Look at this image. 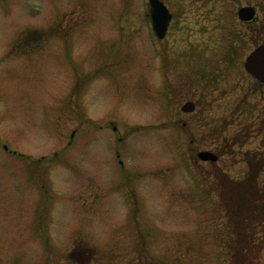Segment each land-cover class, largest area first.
Listing matches in <instances>:
<instances>
[{
  "label": "rangeland",
  "instance_id": "1",
  "mask_svg": "<svg viewBox=\"0 0 264 264\" xmlns=\"http://www.w3.org/2000/svg\"><path fill=\"white\" fill-rule=\"evenodd\" d=\"M147 2L0 0V264H264L217 210L264 197V0H164L160 42Z\"/></svg>",
  "mask_w": 264,
  "mask_h": 264
},
{
  "label": "water",
  "instance_id": "2",
  "mask_svg": "<svg viewBox=\"0 0 264 264\" xmlns=\"http://www.w3.org/2000/svg\"><path fill=\"white\" fill-rule=\"evenodd\" d=\"M153 5V21L155 29L160 37L164 36L171 19V13L166 5L161 0H150ZM239 14L244 19H250L255 14L253 7H241ZM247 69L257 76L261 81H264V44L257 47L247 58ZM195 104L191 101L183 105L184 110H193ZM198 156L204 160H217L218 156L211 151L203 150L198 153Z\"/></svg>",
  "mask_w": 264,
  "mask_h": 264
},
{
  "label": "flooded vegetation",
  "instance_id": "3",
  "mask_svg": "<svg viewBox=\"0 0 264 264\" xmlns=\"http://www.w3.org/2000/svg\"><path fill=\"white\" fill-rule=\"evenodd\" d=\"M219 203H220V207H219V215L221 214H226L227 215V208L226 206L223 205V198H222V194H220V198H219ZM236 209L234 207L230 208V213L235 212ZM230 221L233 225V220L230 218ZM248 221L249 225L247 223V235L249 238V244L251 249H256L258 248V243L260 240H262V245L264 246V217L262 218H257V219H253V217H251ZM247 222V221H246ZM236 231V230H235Z\"/></svg>",
  "mask_w": 264,
  "mask_h": 264
}]
</instances>
